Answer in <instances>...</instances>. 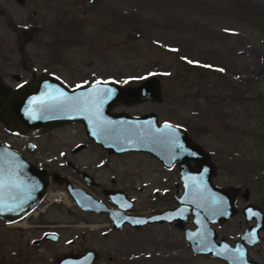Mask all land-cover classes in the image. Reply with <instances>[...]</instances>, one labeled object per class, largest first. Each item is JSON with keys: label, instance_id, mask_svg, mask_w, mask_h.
I'll list each match as a JSON object with an SVG mask.
<instances>
[{"label": "rangeland", "instance_id": "1", "mask_svg": "<svg viewBox=\"0 0 264 264\" xmlns=\"http://www.w3.org/2000/svg\"><path fill=\"white\" fill-rule=\"evenodd\" d=\"M24 28L30 32L22 41ZM263 66L264 0H0V76L9 86L15 84L13 73L28 82L48 72L68 87L95 81L130 86L157 77L159 102H118L110 111L154 112L158 122L183 128L209 154L212 183L238 189L235 214L212 225L216 240L230 245L246 225L240 212L244 204L264 212ZM0 138H12L1 121ZM25 138L10 145L23 147ZM32 140L33 164L45 166L50 153L63 154L100 186L131 187L135 210L177 204L182 185L176 165L164 168L145 152H105L85 140L79 123L53 127ZM59 203H68L67 216L53 210L48 216L70 225L58 243L36 252L35 264H52L55 255L81 247L98 252L93 264H226L193 254L182 230L171 224L113 232L106 230L105 220ZM75 217L104 225L88 229ZM183 228H194L189 218ZM259 237L258 244L247 247V257L264 264V226ZM14 251L4 252L5 264H17Z\"/></svg>", "mask_w": 264, "mask_h": 264}, {"label": "water", "instance_id": "2", "mask_svg": "<svg viewBox=\"0 0 264 264\" xmlns=\"http://www.w3.org/2000/svg\"><path fill=\"white\" fill-rule=\"evenodd\" d=\"M25 39L23 35L22 40ZM11 78L16 85H7L0 76V121L9 134L35 137L53 127L79 123L85 138L108 152H146L164 168L177 167L182 191L174 208L148 216L126 215L123 211L129 204L122 201V192L109 195L116 206V209H110L82 190L69 188L70 183L63 181L76 206L107 211L116 229L124 223L133 227L172 223L182 230L184 241L193 254H208L226 264H257L247 257V247L258 244L259 231L264 226L262 213L256 206L248 204L241 209L244 222L253 223L240 232L232 245L224 239L216 240L212 225L221 224L235 214L238 189L212 183L215 170L209 154L193 142L183 128L158 122L154 112L129 115L110 111L118 102L159 101L157 77L149 76L130 86L96 81L76 87H68L45 73L27 83L20 82L17 74ZM109 90L110 95L107 94ZM76 101L81 105L87 102V110L71 107ZM32 147V142L28 141L27 148ZM81 175L87 179L86 173ZM49 180L55 184L62 182L56 173H48L16 149L0 142V220L12 223L32 210L43 197ZM247 195L248 191L244 189L242 198L245 200ZM188 218L193 229L183 228ZM253 232L254 237L249 235ZM94 259V253L86 251L57 257L56 264H91Z\"/></svg>", "mask_w": 264, "mask_h": 264}, {"label": "flooded vegetation", "instance_id": "3", "mask_svg": "<svg viewBox=\"0 0 264 264\" xmlns=\"http://www.w3.org/2000/svg\"><path fill=\"white\" fill-rule=\"evenodd\" d=\"M19 1H21V0H19ZM29 30L30 29H28V28L23 29L22 35L20 36L21 40H22L23 35L26 37L25 40H27L29 38V32H30ZM43 73L50 74L48 72H41V73H38L37 75L43 74ZM14 74H17V73H13V74H11V76ZM17 75H19V74H17ZM37 75L35 74L33 76V78L36 77ZM50 75H53V74H50ZM53 76H55V75H53ZM19 77H20V75H19ZM33 78L30 81H32ZM30 81H28V82H30ZM20 82H25V81H20ZM14 85H16V83ZM159 98H160V96H159ZM149 101H151V100H149ZM159 101H153V102H159ZM73 124H76V123H73ZM49 131H50V129L48 130V132ZM12 136H15L16 138H18L19 136H22V135H12ZM38 136H40V135H38ZM38 136H35V137H38ZM83 136H84V133H83ZM35 137H29L28 136V138H25L24 141L19 144V145L23 144V147L22 146L13 147L10 145V143L8 141L1 140V138H0V142L5 143L7 145H10L14 149L18 150L21 153V155L24 158H26L29 162L35 163V161H33V157L31 156L32 152H34L36 149V144L32 140ZM85 140L92 143L93 145L99 147L98 145L94 144L91 140H89L87 138H85ZM28 141H31L33 144V147L30 149L27 148V142ZM77 147L74 146L73 148L70 149V152L72 155L75 154L76 149H78ZM100 149H102V148H100ZM102 150L105 152H108L104 149H102ZM109 153H112V152H109ZM113 154H116V153H113ZM146 154H148V153H146ZM152 158H154V157L152 156ZM154 159H156V158H154ZM157 162L162 166V164L158 160H157ZM45 163H46L45 166H39L38 165V167H42V168L46 169V171L48 173H56L58 178H60L62 180V182L60 184H55L51 180H49L47 189L48 190L49 189L54 190L57 188H62L64 194L67 197V199L66 198H63V199L65 202H69L71 209L75 210L79 214H87V215H90V217H99L100 219L105 220L106 221V227H105L106 230H111L113 232H120V231L124 230L125 228L139 230L148 224L138 226V227H133L127 223H124V224H122V226L120 228H118V229L114 228L112 226L111 220L108 218L107 211L86 210V209H82V208L76 206L71 199V195L69 194L68 189L66 187H64L63 181H68V183H70L71 187H69V188L82 190L83 192L90 195L91 197H93L97 201L102 202L104 204V206H106L107 208H110V209H116V206L110 201L109 195L113 194L115 192H122V201L124 203L129 204V208L127 210L123 211V213L126 215L148 216V215H153V214H156V213H159V212L166 210V209H162L160 211L159 210L158 211L157 210L150 211L149 208L142 210V211L135 210L134 209L135 200L133 198L131 187L113 188V187L100 186V184L96 182V180L94 179V177L90 173H88L86 170L78 168L75 164H73L69 160V158H64L63 154L59 155V154H55V153H50V157H48V161H45ZM82 172H84L88 175L86 177L87 179L82 177V175H81ZM176 198L177 197H175V201H176ZM67 204L68 203L62 204L59 202H53V203L47 204L46 206H42V204L40 202L32 210L27 212L23 217L17 219L16 221H14L12 223H5L3 220H0V253L3 252L1 254L2 256H0V264H5V261L3 260V258H4L3 254L5 251H9V250H15L14 254H15L17 259H14L15 261L12 260L13 262L17 261V264H35L36 263V252L44 250V249L48 250V247H51L52 244L58 243L61 236H62V230H64L65 228H67L70 225V224H68L66 219H64L65 221L63 222V220H61V221L59 220L60 219L59 217L52 219L51 217L48 216L52 210L55 211V213H59L62 211L67 216L68 212L70 211L69 208L67 207ZM248 204H252V205L256 206L261 211L263 219H264V212L258 205L254 204V203H246V204H244L243 207H245ZM176 205H175V207H176ZM167 209H171V208H167ZM240 212H241V210H240ZM94 219H96V218H94ZM75 220L80 222L79 225L85 226L88 229H93V228L99 229L101 227V225H104L103 223L102 224L101 223H93L94 221H90V220L86 221L85 219H83V217H81V218L75 217ZM243 221H244V217H243ZM163 223H165V222H163ZM252 223L253 222L246 223L245 227L249 224H252ZM151 224H155V223H151ZM168 224L173 225L172 223H168ZM22 230L25 232L28 231L29 234L27 236H25V233H23ZM106 230H101L99 235H101L102 237H106L108 234V232H106ZM84 234L85 233H81L80 236L84 237ZM90 236L93 237V234H90ZM10 240H11V242H10ZM259 241H260V237H259ZM5 243L7 246L6 248H5ZM68 243L72 244L73 240L69 239ZM86 251H92L94 253L95 259H94L93 263L98 260L99 254H98V252H96V250H94L92 247H81L80 249H76L74 251L69 250L66 252H61L59 255H55L52 259V264H56V258L60 257L62 255H67V254H76L77 255V254H82ZM107 258H108V260H111V257L107 256ZM93 263H91V264H93Z\"/></svg>", "mask_w": 264, "mask_h": 264}, {"label": "built area", "instance_id": "4", "mask_svg": "<svg viewBox=\"0 0 264 264\" xmlns=\"http://www.w3.org/2000/svg\"><path fill=\"white\" fill-rule=\"evenodd\" d=\"M11 139L9 140V143H11V141L18 140L19 138H23V136H19L18 138H16L15 136L11 135ZM63 198H66V195L64 194L62 189H49L46 191L43 199L41 200V204L42 206H46L49 203L52 202H65Z\"/></svg>", "mask_w": 264, "mask_h": 264}, {"label": "snow or ice", "instance_id": "5", "mask_svg": "<svg viewBox=\"0 0 264 264\" xmlns=\"http://www.w3.org/2000/svg\"><path fill=\"white\" fill-rule=\"evenodd\" d=\"M107 94L110 95L111 94V90H109ZM71 107L78 108L80 110H85L86 111L87 110V102H85L83 105H81V103L79 101H76L75 103H73L71 105ZM98 127H100L99 123H98ZM175 146L176 147H180L179 144H176ZM249 235L254 237L255 234L253 232V233H250ZM241 255H242V253H241Z\"/></svg>", "mask_w": 264, "mask_h": 264}]
</instances>
